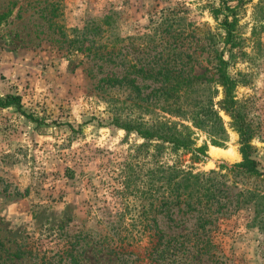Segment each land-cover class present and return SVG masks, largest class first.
Here are the masks:
<instances>
[{
  "label": "rangeland",
  "instance_id": "374dc122",
  "mask_svg": "<svg viewBox=\"0 0 264 264\" xmlns=\"http://www.w3.org/2000/svg\"><path fill=\"white\" fill-rule=\"evenodd\" d=\"M106 14L113 15L109 31L123 40L127 66L162 49L167 19L173 31L189 34L195 74L210 75L204 35H220L216 49L238 82L235 99L255 130L251 145L262 176L227 171L242 157L234 121L222 111L223 146L196 131L197 145L207 146L203 161L169 152L159 158L193 173L221 171L234 203L242 190L253 192L249 203L209 227L213 257L151 253L163 248L154 224L168 242L196 230V218L157 213L143 185L155 164L136 150L144 141L112 124L96 87L114 66L77 50L75 31L102 25ZM233 17L240 50L232 57L220 23ZM218 89L215 101L223 97ZM9 95L20 104L0 107V264H264V0H0V99ZM190 238L186 247L196 242Z\"/></svg>",
  "mask_w": 264,
  "mask_h": 264
},
{
  "label": "trees",
  "instance_id": "16d2710c",
  "mask_svg": "<svg viewBox=\"0 0 264 264\" xmlns=\"http://www.w3.org/2000/svg\"><path fill=\"white\" fill-rule=\"evenodd\" d=\"M166 22L167 19L161 26L162 49L150 59L145 54L140 59V66L137 65L138 61L127 66L123 40L109 31L114 23L112 14L102 18V25L87 23L82 30L75 31L74 42L78 45L77 50L84 51L88 57L114 66L110 75L97 81L96 87L106 98L112 124L126 132H135L144 141L136 150L143 149L146 158L155 164V168L147 169L143 185L146 194L157 201V213L175 211L196 218V230L174 235L168 242H164L165 235L154 224L153 236L157 238V246L163 248L159 251L152 248L151 253L162 257L193 250L197 255L213 257L215 253L208 234L211 231L209 227H213L220 217L249 203L253 192L242 190L234 203L228 197L227 176L221 171L193 173V168L185 169L177 161L167 165L159 158L169 152L175 156L189 154L190 160L195 163L203 161L207 146L205 141L201 146L197 145L196 131L203 132L212 145L223 146L227 135L220 116L222 111L234 121L242 157L240 163L225 169L234 178H258L262 176L261 167L255 158L257 150L251 145L255 130L251 121L246 120V114L238 109L234 95L238 82L228 75V63L216 49L214 38L220 35L215 36L211 32L204 35L207 47L203 51L206 50L211 74H207L208 70L195 74L196 50L189 52L185 44L189 34L179 29L173 31ZM236 23V17L232 21L225 18L220 23L225 32L223 44L228 46L232 57L234 51L240 50ZM86 42L89 45L84 47ZM218 88L222 89L223 97L215 101ZM19 104L18 96L9 95L0 99V107L3 108ZM31 120L36 122L35 119ZM129 182L130 179L126 177L122 187L126 188L125 184ZM151 191L155 196L151 195ZM190 237H195L196 242L186 247L191 241Z\"/></svg>",
  "mask_w": 264,
  "mask_h": 264
}]
</instances>
